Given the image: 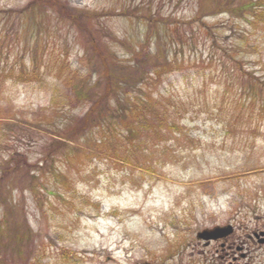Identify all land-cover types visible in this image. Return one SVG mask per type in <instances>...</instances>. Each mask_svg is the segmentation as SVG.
<instances>
[{"label":"rangeland","instance_id":"374dc122","mask_svg":"<svg viewBox=\"0 0 264 264\" xmlns=\"http://www.w3.org/2000/svg\"><path fill=\"white\" fill-rule=\"evenodd\" d=\"M31 1L0 0V165H27L3 174L0 222L31 231L12 264H220L200 231L264 230V21L199 19L211 0H40L30 18ZM142 89L183 133L150 131L127 164L96 147L116 123H96ZM245 250L240 264H264Z\"/></svg>","mask_w":264,"mask_h":264},{"label":"trees","instance_id":"16d2710c","mask_svg":"<svg viewBox=\"0 0 264 264\" xmlns=\"http://www.w3.org/2000/svg\"><path fill=\"white\" fill-rule=\"evenodd\" d=\"M198 3L201 5L200 0H198ZM211 6L207 7L206 10L204 9L202 5L199 6L198 10V18L200 19L201 16L205 17L209 14H229L233 17L249 20L248 24H254L258 23V21H264V7L260 6L259 4L255 5L257 3V0H211L210 1ZM201 15V16H200ZM251 19V21H250ZM83 27V24L81 25ZM83 31L85 28L82 29ZM238 40L243 43L245 40L243 36H240ZM243 40V42H242ZM158 53L155 55V60L158 62L156 65L157 69L160 66H167L169 68V64L165 62V54L162 50L158 49ZM136 59V58H135ZM163 61V62H161ZM149 62V61H148ZM137 65V64H136ZM140 65V64H139ZM151 68V67H150ZM160 69H158L155 73L156 75H159ZM108 74V73H107ZM108 76L112 77L108 74ZM108 76L105 78L108 79ZM132 75L128 76V86L132 84ZM149 75H146L145 78H147ZM144 78V79H145ZM157 78V77H156ZM142 80L139 85H146L145 82L147 80ZM125 79H123L124 81ZM257 84H260L257 82ZM264 87V84H262ZM251 89V88H250ZM107 93H112L113 95L116 93L113 89V86L107 87ZM107 93L105 94V97L107 96ZM87 96L88 92L85 91H79L75 90L72 93V99L75 101L80 100V97ZM129 95V96H127ZM142 95L135 94L134 92H125L123 95L114 97L116 100L117 107L119 111L115 112H107L108 119L106 117H99L100 122L97 121L96 124H100V126H97L99 128L102 127V125L105 124L107 126L109 123L115 124L116 126L113 130H109L108 135L106 136V139L98 141V146L96 147H102L108 148L111 146L109 151V154L114 157H119V154H117V150H122L124 153V156L126 158L122 157L123 162L127 164H131L134 162V158L131 155L129 151V147L133 146L135 150H139L141 144H144L149 139L147 137L148 133L153 132L154 135L161 136V128L168 130H174L178 134L183 133L182 128L176 126L174 122V118L171 116V111L168 112V107H159L158 103V97L156 99H152V96H150V93L144 89H142ZM91 101L94 100V96L90 98ZM105 98L94 100L93 105H99ZM92 110L90 109L91 113ZM168 112V113H167ZM94 113L92 114H86L81 118L80 121H76L77 125V132L84 131V128L88 125H90L95 119L93 118ZM92 121V122H91ZM62 128H60L61 133L63 134ZM98 129L97 131H99ZM145 133V134H143ZM144 135V136H140ZM74 136L73 134H70V137ZM68 137V138H70ZM61 138V137H60ZM59 138V142L61 139ZM65 137H62L64 139ZM119 138V139H118ZM119 141L120 143H118ZM62 142V141H61ZM104 144V145H102ZM102 150V151H104ZM153 153H151L152 155ZM149 155V154H148ZM151 155H149L151 157ZM10 163V162H9ZM8 163V164H9ZM26 162H20L19 164H16L15 166H4L3 164L0 165L2 174L0 176V185L3 182V174L7 175L8 173H15L16 168L18 167H24L27 168ZM160 163V161H158ZM164 164V163H163ZM10 167H15V169H10ZM146 172H150V169H145ZM4 175V176H5ZM14 175V174H13ZM1 196V193H0ZM8 209H12V207H7ZM7 214V212H6ZM4 217L0 222V264H12V260L10 258L9 251L13 252L14 256L16 257H23L24 255V246L29 243L30 241V235L31 231L29 228L24 227L23 230L19 226V222H10V224L7 222L8 215H4Z\"/></svg>","mask_w":264,"mask_h":264},{"label":"flooded vegetation","instance_id":"af4514ba","mask_svg":"<svg viewBox=\"0 0 264 264\" xmlns=\"http://www.w3.org/2000/svg\"><path fill=\"white\" fill-rule=\"evenodd\" d=\"M241 233L239 235H235L234 233L224 236L221 239L216 241H211L218 245L219 249H216V253H224L223 257L220 259H224L220 264H237L241 263L236 261V253H240V257L244 258L243 251L248 250L251 245H257L264 247V230L255 228L249 230L248 228L240 229ZM209 243V245L211 244ZM245 250V251H246ZM229 258V259H228ZM228 259V260H227ZM215 264V263H214Z\"/></svg>","mask_w":264,"mask_h":264},{"label":"water","instance_id":"95a60500","mask_svg":"<svg viewBox=\"0 0 264 264\" xmlns=\"http://www.w3.org/2000/svg\"><path fill=\"white\" fill-rule=\"evenodd\" d=\"M227 228H213L210 231L205 230L197 236L198 239H203V240H211L219 236L222 231H225Z\"/></svg>","mask_w":264,"mask_h":264}]
</instances>
